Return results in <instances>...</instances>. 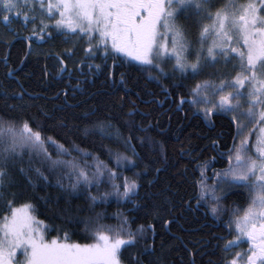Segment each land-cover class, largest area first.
I'll return each mask as SVG.
<instances>
[{"label":"snow or ice","instance_id":"snow-or-ice-1","mask_svg":"<svg viewBox=\"0 0 264 264\" xmlns=\"http://www.w3.org/2000/svg\"><path fill=\"white\" fill-rule=\"evenodd\" d=\"M21 29L27 34L21 35ZM58 40L70 46L43 51L44 45ZM19 42L27 49L25 59L36 53L55 61L54 73L45 63L44 76L61 85L54 98L62 99L63 107H77L79 101H69L78 95H95L89 87L97 82L117 98L119 107L127 100L128 135L117 129L113 140L108 133L116 147L101 144L107 161L75 143L65 147L45 134L38 116L20 115L30 106L26 90L16 70L7 69L6 77L13 76L20 90L0 87V264H168L174 246L157 245L156 225L133 227L135 218L127 215L143 212L169 228L173 220L164 218V213H174L176 206L164 193L140 195L148 165L132 177L123 175L124 168L140 167L134 141L144 144L146 136L136 133H147L151 127L135 122L133 89L128 74L120 71L125 66L146 76L145 83L155 81L159 93L153 92V99L163 95L158 102L169 101L173 111L184 112L186 118L190 112L209 124L213 116L226 114L235 126L231 147L218 152L227 167L213 168L211 175L210 162L199 158L202 150L190 138L180 142L178 153L188 163L177 169L178 174L183 179L189 165L199 173L192 180V195L181 199L180 210L203 208L205 217L219 221L227 232L213 237L217 243L209 245L212 251L204 245L192 249L185 245L188 264H197L198 256L200 264H264V0H0V44L10 50ZM8 59L4 57L5 62ZM208 69L213 70L208 79L197 81L187 94L180 91L185 78L195 79ZM93 126L103 132L111 123L97 119ZM211 146L218 149L219 141L211 140ZM66 156L71 159H63ZM152 171L160 173L161 168ZM50 176L57 177L55 186L65 194L86 192L89 211L113 198L118 206L131 207H118L113 213L115 225L99 223L106 218L101 212L75 221L84 225V238L91 242L72 241L63 224L40 219L42 213L33 202L44 200L46 210L53 213L51 219L73 222L70 210L58 207L59 197L52 201L36 195L38 186H52ZM236 190H243L236 194L245 196L246 207L225 203ZM245 243L246 250L234 251ZM180 259L183 262L184 257Z\"/></svg>","mask_w":264,"mask_h":264},{"label":"trees","instance_id":"trees-1","mask_svg":"<svg viewBox=\"0 0 264 264\" xmlns=\"http://www.w3.org/2000/svg\"><path fill=\"white\" fill-rule=\"evenodd\" d=\"M10 39V37H8ZM55 45L46 44L43 47V51H60L62 48L70 46L63 45L60 41H56ZM46 48V49H45ZM1 49L5 50L6 47L0 44V55H3ZM12 60L21 59L25 56L26 47L19 43H13L10 50L8 49ZM194 58L190 59V62ZM18 62V61H17ZM48 64L49 70L54 73L52 65L54 60H45L44 57L38 56L36 53L28 56L21 66L20 74H18L19 82L23 85L25 92V99L29 103V107L21 112L22 116H38L39 121L45 127V134L53 136L61 143L65 144V147H70L72 143L79 145L81 148L98 154L102 160L107 161L108 156L106 152L102 151L101 144L109 145L113 148L116 145L107 138L108 133H111L113 140L116 136V130L123 135H128V126L125 121L128 119V102L125 101L123 108L119 107L117 98L114 95H110L104 90L99 82L94 86V90H90V93H96L95 95H78L77 97L69 101L70 104H79L75 108L63 107V100L54 98L55 92L59 90L61 85L53 82L51 77L46 78L44 76V65ZM120 71L128 74V84L133 92L131 98L136 100L138 111L134 114V119L137 125L143 124L145 126L151 125L147 133L137 132V135H145V143L140 144L138 141H134L136 144V151L139 153L142 163L139 168H124L122 169L123 175L132 177L134 172H140L145 165L149 166V172L141 180L144 187L140 189V195L143 197L146 192L151 193H164L171 197V201L176 206V211L172 214L164 213V218L171 219L173 222L169 228H164L160 221L154 220L150 216H146L143 212L137 213L135 211L127 213L130 217L135 218V227L138 224L154 223L156 225V243L159 245L161 242L166 248L173 247L168 257V264H188L187 249L197 248L204 245V248L208 251L213 249L209 245H215L217 241L214 236H220L225 234L223 226H219V229L200 227L198 217L201 216L200 211L194 213L193 210L188 209L186 206L181 211V199H187L192 195V180L197 176V173H193L192 165H189V172L182 179L178 174L177 169L183 164L188 163V158L178 153L180 142H187L190 138L192 144L201 151L200 159L202 155L214 157V148L211 146V140H218L221 145L225 144L229 146L235 131L234 124L225 114H219L212 117V123H205L203 119L193 116L190 112L185 117L184 112L173 111L174 105L169 101L159 103L158 101L163 99V95H157L153 99L152 93H159V88L156 86L155 81L148 80L146 76L137 73L134 69H130L127 66L120 69ZM213 70L208 69L205 74L192 79L190 77L185 78L182 83L184 85L180 91L187 94L189 89L194 86L197 81L205 80L209 78V73ZM179 75V74H177ZM5 77V75H4ZM0 87H6L9 91L15 89L19 91L20 88L14 79L2 80ZM170 83V82H169ZM136 92L140 93V96L135 95ZM2 95V93H0ZM3 107L0 102V108ZM19 112V110H17ZM95 111V115L85 116V113H91ZM187 111V106H185ZM43 113H47L44 116ZM110 120L111 127L105 128L103 132L97 127H94V122L97 119ZM61 121L63 124H61ZM35 127V125H33ZM163 129V131H161ZM87 130V132H86ZM105 137L101 139V137ZM254 139V137H253ZM163 146V152L161 151ZM51 150V149H50ZM124 152L121 147L119 149ZM27 149H24L25 161L28 159ZM131 155L130 152L127 153ZM55 157V154H53ZM75 152L72 156H76ZM167 157L165 161L164 157ZM63 159H71V157H63ZM179 161V163H178ZM39 166V164H34ZM160 167V173L152 171L153 168ZM156 177L153 180V177ZM51 185L50 187L38 186L36 195L40 197H50L52 201L60 198L58 207L69 209V216L72 219V223H65L63 220L51 219L53 213L47 211L44 206V200L33 199V202L37 204L39 211L42 215L40 219H47L49 223L61 225L63 224L65 231H67L72 241L85 243L91 242L84 238L85 233L83 231L84 225L82 223L77 224L75 221H83L88 217H95L97 212L105 213L106 218L99 221L101 224L115 225L116 219L113 218L119 208H130L131 205L118 206L113 198L108 205L97 204L94 211H89V201L87 200V193L84 191H78L75 193L65 194L58 187L55 186L56 176L49 177ZM153 180L151 186H148L146 181ZM65 184L67 181H64ZM103 191V188L101 189ZM243 190H236L233 194L229 195L225 203L232 207L233 205L246 204L244 195L236 194ZM93 194L96 190H92ZM27 199V197L25 198ZM163 201V196L160 197ZM23 202V201H19ZM18 202V203H19ZM195 201H193L194 203ZM54 204H49L48 207H54ZM194 207V206H193ZM174 216V219H173ZM208 220V218H205ZM170 229V230H169ZM55 235V233H53ZM177 237L180 239L178 240ZM175 238V239H174ZM200 244H197V242ZM187 245V249H185ZM181 256L184 257L183 262ZM216 257L213 256V259ZM205 261L207 257L203 258ZM201 258L197 257V264H200Z\"/></svg>","mask_w":264,"mask_h":264},{"label":"flooded vegetation","instance_id":"flooded-vegetation-1","mask_svg":"<svg viewBox=\"0 0 264 264\" xmlns=\"http://www.w3.org/2000/svg\"><path fill=\"white\" fill-rule=\"evenodd\" d=\"M20 32H21V35H26L27 34L22 29L20 30ZM20 43L22 44V42H20ZM55 44H59V43H55ZM1 52H2L3 55H0V84L4 83V82H2V80H4V79H8V80L14 79L13 76H7L6 77L5 73H6L8 68L15 69L16 70L15 71V76L18 77V74H20V70H21L20 68L22 66L21 61H24V58H25V56H23V57H20L21 59L12 60L7 47H6L5 50L3 49V51L1 49ZM78 54H80V53H78ZM5 56L9 57L7 62H5V60H4ZM4 75H5V77H4ZM45 78H46V81H47L48 77H45ZM4 88H6V87H4ZM90 90H94V87H89V91ZM204 122L206 123L205 120H204ZM234 131H235V126H234ZM232 143H233V138H232V140H231V142H230L228 147H231ZM228 147L225 144L221 145L219 143V148L214 150V157H216L215 160H212V158H213L212 156H204V155H202V159L201 160L210 162L211 166H210L209 172H208L209 175H211V172H212L213 168L216 169V170H221V169H224V168L227 167V160L226 159H221L218 156V152L227 151ZM198 175H199V173L197 172V176ZM209 182L211 183V181H209ZM193 206L195 207V202L193 203ZM232 207L244 208V207H246V204L233 205ZM199 211H200V214H201V216L198 217V222L200 223V227H204V228L208 229V225H209L210 228L219 229V226H222V224L219 221H215L211 216L205 217V215H204L205 209H203V208H200L198 211H194V213L199 212ZM205 218H208V220H205ZM224 219L226 220L227 217H224ZM220 236H227V232H225V234H222ZM228 238L231 239L232 237H228ZM246 249H247V244L245 243V244H242L240 248L234 249V251H241V250H246Z\"/></svg>","mask_w":264,"mask_h":264},{"label":"rangeland","instance_id":"rangeland-1","mask_svg":"<svg viewBox=\"0 0 264 264\" xmlns=\"http://www.w3.org/2000/svg\"><path fill=\"white\" fill-rule=\"evenodd\" d=\"M239 2H240V3H244V2H246V0H239ZM188 58H189V61H190V59L194 58V56H193L192 53H191V50H190V52H189Z\"/></svg>","mask_w":264,"mask_h":264},{"label":"bare ground","instance_id":"bare-ground-1","mask_svg":"<svg viewBox=\"0 0 264 264\" xmlns=\"http://www.w3.org/2000/svg\"><path fill=\"white\" fill-rule=\"evenodd\" d=\"M175 239V238H174Z\"/></svg>","mask_w":264,"mask_h":264}]
</instances>
